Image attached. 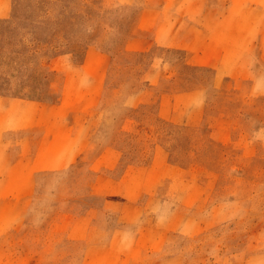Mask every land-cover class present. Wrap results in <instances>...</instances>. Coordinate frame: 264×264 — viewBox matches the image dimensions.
Instances as JSON below:
<instances>
[{"label": "rangeland", "instance_id": "obj_1", "mask_svg": "<svg viewBox=\"0 0 264 264\" xmlns=\"http://www.w3.org/2000/svg\"><path fill=\"white\" fill-rule=\"evenodd\" d=\"M46 2L53 32L0 20V87L51 56L64 103L97 125L36 159L24 218L0 222V264H264V0ZM87 37L98 65L67 51ZM99 65L97 88L81 67Z\"/></svg>", "mask_w": 264, "mask_h": 264}, {"label": "crops", "instance_id": "obj_2", "mask_svg": "<svg viewBox=\"0 0 264 264\" xmlns=\"http://www.w3.org/2000/svg\"><path fill=\"white\" fill-rule=\"evenodd\" d=\"M0 1H2L0 20H7L13 12L12 0ZM143 14L144 9L138 22L144 20ZM138 26L141 24L139 23ZM133 39L143 38L133 37ZM89 47L90 45L86 46L77 64L85 65L88 60L96 64L100 58V60L104 58L105 51L97 47L90 51ZM66 53L61 52V54ZM50 58L51 56H48V59ZM46 59L47 56L43 60L44 65L42 61L38 62L42 64V67L37 65V71L32 72L33 78L28 75L27 78L17 79L14 75L13 81L10 82L11 87H6V89L0 87V113H3V110H9L10 116L13 113L20 114L21 111L35 108L46 109L49 113L47 123H44L41 117H38L39 121L31 122L29 118L20 123L23 119L11 118L12 116L7 115L0 121V222L7 220L8 217L14 221L24 218L35 187L34 179L37 171L33 168L36 159L51 153L54 140L68 139V143L71 144L72 139H77V150H79L85 141L91 140L96 129V111L93 112L91 109L82 112L77 107L64 103V82L67 74L62 70L51 68ZM81 68L84 74L89 75V83L97 88L100 85L102 74L107 75V68L102 69L101 65ZM53 112L58 115L53 116ZM36 117L37 114H34L33 119ZM53 119L57 121L54 125L52 124ZM73 146H70L63 162L75 157L73 152H76V145ZM106 147L117 151L110 145L103 146L102 150Z\"/></svg>", "mask_w": 264, "mask_h": 264}, {"label": "trees", "instance_id": "obj_3", "mask_svg": "<svg viewBox=\"0 0 264 264\" xmlns=\"http://www.w3.org/2000/svg\"><path fill=\"white\" fill-rule=\"evenodd\" d=\"M68 3V0H65V3ZM38 2L31 3V6H33L31 9L27 8L25 11H20L18 7H16L15 2H13V12L11 14L10 20H18L19 22L28 23L30 29L35 30L38 25L41 24L42 28L45 30V32H53L55 21H60V16L56 18H51V12L48 11L47 7L48 2L46 0L40 1V4H36ZM66 3V5H67ZM40 5L42 9H38L37 6ZM27 12V13H26ZM50 14V16H49ZM61 15V13L59 14ZM8 20V19H7ZM6 20H3V22ZM30 25L32 27H30ZM93 30V29H92ZM91 30V31H92ZM93 32V31H92ZM91 32V34H92ZM96 40L93 39V37H87L85 39L79 38L76 41H70L69 39L66 40V44L69 48L67 50L68 52H74L75 50H79L83 52L87 45H90L91 43H96ZM76 48V49H73ZM103 49V48H102ZM105 50V49H104ZM103 50V51H104ZM81 58V56H80Z\"/></svg>", "mask_w": 264, "mask_h": 264}]
</instances>
